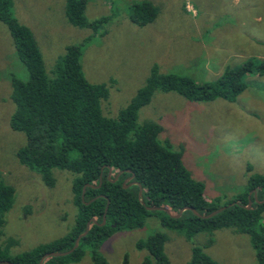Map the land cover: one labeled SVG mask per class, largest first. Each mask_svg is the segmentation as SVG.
Returning a JSON list of instances; mask_svg holds the SVG:
<instances>
[{
    "label": "rangeland",
    "instance_id": "374dc122",
    "mask_svg": "<svg viewBox=\"0 0 264 264\" xmlns=\"http://www.w3.org/2000/svg\"><path fill=\"white\" fill-rule=\"evenodd\" d=\"M9 1L11 15L32 31L49 78L65 48L82 45L84 77L107 88L108 98L100 106L110 119L137 96L155 67L161 75L202 84L247 61H264V0H87V21L108 18L97 30L73 27L65 16V0ZM143 1L159 12L152 24L138 27L130 19L131 6ZM11 75L27 79L0 20V182L15 194L0 226V248L10 258L65 237L77 213L71 173L52 170L55 183L48 187L16 156L26 136L9 124L14 113ZM244 81L247 87L234 102H191L156 90L137 113V125L162 128L157 141L181 153L192 179L204 186L205 200L219 208L245 190L251 174L264 175V75H247ZM164 217L157 211L139 229L114 231L95 251L100 264H141L148 254L136 245L155 233L167 236L164 253L170 264H186L193 246L217 264H257L247 235L220 229L186 240L163 228ZM261 218L264 227V212ZM84 252L70 264H93L92 249Z\"/></svg>",
    "mask_w": 264,
    "mask_h": 264
},
{
    "label": "trees",
    "instance_id": "16d2710c",
    "mask_svg": "<svg viewBox=\"0 0 264 264\" xmlns=\"http://www.w3.org/2000/svg\"><path fill=\"white\" fill-rule=\"evenodd\" d=\"M86 6L87 0H65V16L73 27L97 30L108 18L87 21ZM9 7V0H0V20L6 24L17 57L27 72L25 81L14 75L10 77L14 113L9 124L13 131L26 136V144L17 150L16 156L22 165L38 173L48 187L55 183L52 170L71 173L77 213L75 225L65 237L12 258L5 256L0 248V261L38 264L44 254L69 251L93 219L96 224H90L87 235L80 239L75 250L64 257H49L42 264L77 263L84 256L85 247L93 251V264H100L95 251L114 231L143 227L145 220L157 212L146 207H160L169 212L161 211L165 215L162 226L166 230L177 231L190 240L200 232L233 229L249 237L256 263L264 264L261 218L264 175L251 174L245 190L229 200L224 206H230L223 212L211 218H199L190 210L174 218L185 208L205 216L219 207L205 200L204 186L192 179L182 163L181 153L173 151L168 142L157 141L162 128L153 123L141 126L136 123L139 109L149 103L156 90L175 92L191 102L215 99L234 102L247 87L245 76L264 75V61H247L243 66L225 70L216 81L202 84L182 75H161L155 67L137 96L116 119H110L102 114L100 106L108 98L107 88L90 84L84 77L80 61L82 45L66 47L55 64L53 78H49L32 31L11 15ZM158 12L151 2L143 1L131 6L130 19L134 25L144 27L154 22ZM119 172L123 173L112 182ZM131 174L134 178L123 188V182ZM131 182L140 184L141 198L138 186L130 185ZM249 194L251 205L247 209ZM14 197L13 188L0 182V226ZM106 206L105 224L101 226ZM166 241L164 233H155L138 242L136 249L148 254L141 264H170L164 253ZM12 244L13 241L8 242ZM186 264L217 263L193 246Z\"/></svg>",
    "mask_w": 264,
    "mask_h": 264
},
{
    "label": "water",
    "instance_id": "95a60500",
    "mask_svg": "<svg viewBox=\"0 0 264 264\" xmlns=\"http://www.w3.org/2000/svg\"><path fill=\"white\" fill-rule=\"evenodd\" d=\"M127 172H129V171H127ZM122 173H123V172H119V173H117V174L115 175L114 179L112 180V182H115V181L117 180V178H118ZM129 173H130V172H129ZM111 174H112V172H111V170H109V171H108V178H110ZM133 178H134V175L131 174V176H130L129 178H127V179L123 182V188H127L128 186H126L125 183L130 182ZM100 183H101V177H100L99 184H100ZM133 184H135V185L138 186V188H139V193H138V195H139V197L141 198V196H142V188H141L140 184H139V183H136V182H131V183H130V185H133ZM84 190H85V188H84ZM84 190H83L82 197H81L82 199H83V196H84ZM249 198H250V194L248 195V206L246 207L247 209H249V208H250V205H251V201H250ZM254 198H256L255 193H254ZM92 201H93V200H91L90 202H92ZM90 202H89V203H90ZM141 202H142V201H141ZM262 202H264V196H263V200H262ZM229 206H230V205H228V206H224V207H221V208L215 210L214 212H212V213H210V214H208V215H205V216L198 214L197 212H195L194 210H192V209H190V208H185V209L180 210V212L178 213V215L174 216V218H178V217L182 214V212H184V211H186V210H190V211H192V213H193L195 216H197V217H199V218H206V219H207V218H211V217H213V216H215V215H217V214L223 212V211H224L227 207H229ZM146 209H147L148 211H165L166 213L169 214V212H168L167 210H165V209H163V208H160V207H146ZM106 211H107V206H106V208H105V210H104V214H103V217H102V223L100 224L101 226H103V225L105 224V215H106ZM91 223H92V224H96V222H95L93 219L90 220V221L86 224L85 231H84L80 236H78V237L76 238V240H75V242H74V246H73V248H72L71 250L66 251V252H61V253H47V254H44V255L42 256V258L39 260V263H38V264H42V263L44 262V260L47 259V258H49V257H54V258H55V257H64V256L70 254L73 250H75V249L78 247V244H79L80 239L87 235V233H88V231H89V226H90ZM0 264H12V263H10V262H8V261H0Z\"/></svg>",
    "mask_w": 264,
    "mask_h": 264
},
{
    "label": "crops",
    "instance_id": "0c3cea01",
    "mask_svg": "<svg viewBox=\"0 0 264 264\" xmlns=\"http://www.w3.org/2000/svg\"><path fill=\"white\" fill-rule=\"evenodd\" d=\"M184 12H185V10H184ZM264 17V16H263ZM152 24V23H151ZM148 25H150V24H148ZM145 27V26H144Z\"/></svg>",
    "mask_w": 264,
    "mask_h": 264
}]
</instances>
